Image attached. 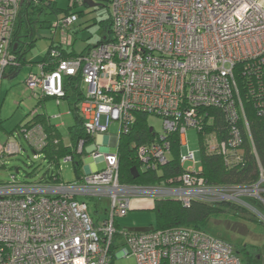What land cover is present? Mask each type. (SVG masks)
I'll return each instance as SVG.
<instances>
[{"label":"built area","instance_id":"2783aa9c","mask_svg":"<svg viewBox=\"0 0 264 264\" xmlns=\"http://www.w3.org/2000/svg\"><path fill=\"white\" fill-rule=\"evenodd\" d=\"M105 1L110 28L104 41L66 58L51 47L55 67H41L24 80L32 93L52 96L58 104L64 75H80L83 96L78 111L85 131L94 138L85 153L104 166L72 182L21 181L14 174L0 182V264H112L116 249L124 258L134 257L135 264H239L232 246L206 231L191 226L134 231L118 228L115 222L128 212L131 197H170L185 207L192 201H228L264 222L263 172L251 185L210 184L197 173V154L180 151L181 163H192L169 183H123L117 144L135 112L160 117L157 141L138 145L136 156L142 168H157L167 163V136L176 133L180 149L186 146L187 130L203 131L214 118L209 113L213 108L222 112L226 127L224 136L215 130L205 133V148L237 158L241 125L248 130L237 75L246 78L248 93L263 108L264 0ZM40 2L0 0V79L7 67H18L10 46L20 6ZM82 4L67 1L69 11L49 27H61L62 37L51 44L71 45L68 32L74 30L75 8ZM113 123L118 133L104 137ZM10 136L12 140L0 144V160L23 150L20 138L37 158L36 150L46 140L40 125L20 126ZM112 142L114 151L100 149L102 143ZM87 198L107 202L104 217H92Z\"/></svg>","mask_w":264,"mask_h":264},{"label":"trees","instance_id":"16d2710c","mask_svg":"<svg viewBox=\"0 0 264 264\" xmlns=\"http://www.w3.org/2000/svg\"><path fill=\"white\" fill-rule=\"evenodd\" d=\"M56 2L57 0L48 2L46 0H41L37 5L24 3L20 6L10 46L11 52L16 56V59L19 62L18 67L23 63L24 55L33 41L27 43L23 38L26 37L27 39L30 37L34 26L39 29L46 27L45 20H41L40 18L41 15L49 13H55L57 15L61 12L65 13L69 11L68 7L65 9L58 8ZM77 13L79 16V11ZM104 28L107 35L110 28V19ZM101 41H104V38L101 39L100 42ZM54 46L58 48L60 56L63 58L72 57L78 54L73 52L71 46L60 47L50 44L42 60L43 68L46 70H51L55 67V62H50L51 58L49 57V49ZM237 82L244 114L248 123V130L242 125L240 127L242 141L240 146L236 149L237 153H239L238 157L233 158L225 156L217 151L210 152L205 148V133L215 130L217 135L224 136L223 130L226 127V120L219 109H209V113L214 117L213 120L204 124L203 131H196L198 134L199 162L201 166V169L197 173L203 177L207 183L214 185H251L259 180L261 172L264 173V96L262 95L260 100L263 108H261V106L258 107L256 105L257 100L254 98L255 96L248 93L246 78L237 75ZM79 86V74L74 76L64 75L62 98L67 99L69 112L73 115V123L68 126L67 130V142H64L61 131L55 124L49 121L48 116L44 112H37L30 117L28 116L29 118L24 117L22 122L16 124L10 132V134H12V132L17 130L20 126L32 127L34 125H40L46 135L44 144L36 151L41 155V158L45 160L47 167L42 170L39 178L35 180L21 181H60V160L64 159L66 156L71 157L76 179H80L83 175L81 169L82 156L85 155V148L93 143L94 138L85 131L83 119L78 111V104L83 96ZM147 115L148 113L145 112H135L133 122L129 125L127 132L119 134L117 144L119 156V180L123 183L144 185L165 184L169 183L168 181L170 179H175L180 176L187 167L185 163H181L180 161L181 146L179 144L178 136L176 133H171L166 138L169 144L167 163L154 169L142 168L141 162L136 157L138 145L143 143L149 144V142L155 140L157 141L155 138L158 133L147 123ZM80 140H82L83 143L82 149L79 152L78 143ZM32 151L34 152L35 150L32 149ZM12 155L16 154H11L9 156ZM0 162V168H5V158H1ZM133 166L137 168L138 172L135 178L131 173V168ZM15 171L17 172L18 168H16ZM11 174L15 175V173ZM153 199V210L156 222L154 226H151L146 230H162L177 226H191L206 231L228 242L232 246L234 254L238 257L239 264H253L254 260L260 259V257H258L260 254L258 252L256 253L257 248L255 245L246 243L243 240L233 243L228 237H225L220 233L214 234L209 226L211 218H218L220 216L227 217L230 212L234 213L235 216L240 215L237 213V211H239L238 208L251 214L248 218L249 220L258 225L263 224L248 209L228 201L215 203L192 201L189 206L185 207L180 201L170 197H155ZM87 201L95 208L93 216L96 217L99 211L97 207L100 200L87 198ZM250 203L262 208V205L256 201L251 200ZM222 224L227 229L234 231L232 230L233 227L231 228L234 224H224L223 222ZM115 225L120 228L117 222H115ZM116 238L121 240V244L123 243L121 235L117 234Z\"/></svg>","mask_w":264,"mask_h":264},{"label":"rangeland","instance_id":"374dc122","mask_svg":"<svg viewBox=\"0 0 264 264\" xmlns=\"http://www.w3.org/2000/svg\"><path fill=\"white\" fill-rule=\"evenodd\" d=\"M68 0H57L56 4L58 8L65 9L67 7ZM96 5L87 6L80 5L75 8L79 11V16L75 22L76 30L68 32L69 42L76 41L82 42L87 46L95 45L106 35L105 25L109 21V11L105 0H94ZM62 13V12H61ZM59 13V14H61ZM55 13L42 14L41 20H45L46 27L40 28L37 32L39 38L36 42L33 50L27 54L28 58L38 59L42 56L48 44L54 40L59 41L62 37L61 27L54 28L50 31L49 27L53 26L58 20L60 15ZM50 21V22H49ZM49 25V26H48ZM52 29V28H51ZM55 30V31H54ZM54 32V33H53ZM51 33V34H49ZM29 74L27 72V67H23L18 74L12 78H5L0 81V114H1V125L0 127V144L12 140L11 136H8L6 132L12 130L15 125L25 117L27 110L29 109L30 101L25 100L29 96L30 90L27 88L24 78ZM85 90V89H83ZM59 105H56V99L49 101L47 105V113L52 119V123H56L60 126L61 132L63 133V138L67 140V130L68 126L73 123V115L69 112V107L67 105V99H59ZM19 105V106H18ZM59 115V116H57ZM147 123L154 128L156 132L162 130V120L160 117L149 113L146 117ZM118 133L117 123H113L105 137H110ZM11 135V134H10ZM187 144L182 147L180 151L187 152L193 151L197 154L198 160L195 166L198 168L200 166L199 162V141L198 134L195 129L189 128L186 132ZM23 150L16 154L6 158L5 168H0V182H5L9 180V175L15 173L16 177L20 180H35L39 178L42 170L47 167V163L41 155L37 158L33 157V151L28 144L20 138ZM100 149L103 151L109 150L114 151L115 147L102 143ZM89 154L86 153L82 156L83 164L88 158ZM169 156V155H168ZM191 161H186L185 165H189ZM96 166L101 169L104 166V162L101 159L96 160ZM18 168L16 172L15 169ZM32 173V174H31ZM29 174V175H28ZM60 178L64 182H72L76 180V175L73 169V163L71 160H60ZM135 198H145V197H135ZM107 202L105 200L99 201L98 203V213L100 217L105 216V208ZM89 211L93 216L95 208L89 204ZM238 216L234 213H228L227 217L211 218L209 226L211 231L216 234L220 233L225 237H228L233 243L243 240L246 243L253 244L256 246L260 255L259 260H254L253 264H264V222L258 225L255 222L249 220L248 218L251 214L238 208ZM98 215V214H97ZM94 217V216H93ZM226 220V221H225ZM156 222V217L153 209H139L134 208L124 216L118 219V224L120 227L128 230L134 231H144L151 226H154ZM234 224L231 231L227 229L223 224ZM120 250L116 249L114 252L115 257L113 258L112 264H135V258L130 256L124 258L119 253Z\"/></svg>","mask_w":264,"mask_h":264},{"label":"crops","instance_id":"0c3cea01","mask_svg":"<svg viewBox=\"0 0 264 264\" xmlns=\"http://www.w3.org/2000/svg\"><path fill=\"white\" fill-rule=\"evenodd\" d=\"M76 27L77 26L74 24V30H76ZM39 31H40V29L39 28H36L34 26L32 32H31L30 37L27 38V39H26V37L23 38L27 43H30L33 40L32 43H31V45L27 49L28 51L24 55V58H23L24 61H23V63L18 68L7 67L4 70L3 75H2V77L0 79V81H2V79H5V78H12L16 74H18L20 72V70L23 67H25V66L27 67V72H29V73L30 72L38 73L40 71V68L43 67L42 66L43 65L42 60H43V58H44V56L46 54V51H47L49 45L52 43L53 40L48 44V46L46 47L45 51L43 52V54H42V56L40 58H38V59L28 58V55L27 54H29L33 50V47H35L36 42H37V40L39 38V36H38L39 34L37 33ZM70 46H71V49L73 50L74 53H79L82 50H84L86 47H89V46L85 45L82 42L76 41V38L74 39V41L71 43ZM24 80H25V78H24ZM26 99L29 100L30 103L32 101V103L30 104L29 109L27 110V112L25 114V118H29L32 114H35L37 112L38 113L44 112L48 116L49 121L52 123V119H51L50 115L47 113V105L46 104H48V102L51 101V100H53V99H54V103H55V98L54 97H52V96H42V95L34 94L30 90L29 96L26 97L25 100ZM59 103L56 104V105H59ZM67 105H68V101H67ZM0 107H1V102H0ZM68 107H69V105H68ZM27 114H29V115H27ZM22 119L19 122H22ZM1 122H2V119H1V114H0V127L3 128L2 125H1ZM53 124H55L57 126V128L61 131L60 126H58L56 123H53ZM12 130H10L9 132H6V134H8L7 137L10 136V132ZM62 137H63V133H62ZM67 138H68V135H67ZM63 140H64V142H67L68 141V139L65 140V138H63ZM110 145L113 146V142ZM95 166H96V164H95V162L92 160V158L90 156H88V158L86 159V161H85L84 164H83V160H82L81 169H82V172L83 173H88V172L92 171ZM100 201H102V200H100ZM153 206H154V199L151 198V197H145V198H135V197H131L130 198V201H129V210H128V212L131 211L134 208H139V209H153ZM118 219L116 220L117 223H118ZM120 228H122V227H120Z\"/></svg>","mask_w":264,"mask_h":264},{"label":"water","instance_id":"95a60500","mask_svg":"<svg viewBox=\"0 0 264 264\" xmlns=\"http://www.w3.org/2000/svg\"><path fill=\"white\" fill-rule=\"evenodd\" d=\"M23 2V0H21V3ZM84 4L87 5V6H94L96 5V2H94V0H83ZM131 173H132V176L135 178L138 174L137 172V168L135 166H133L131 168Z\"/></svg>","mask_w":264,"mask_h":264},{"label":"clouds","instance_id":"9594fccd","mask_svg":"<svg viewBox=\"0 0 264 264\" xmlns=\"http://www.w3.org/2000/svg\"><path fill=\"white\" fill-rule=\"evenodd\" d=\"M86 154V153H85Z\"/></svg>","mask_w":264,"mask_h":264}]
</instances>
